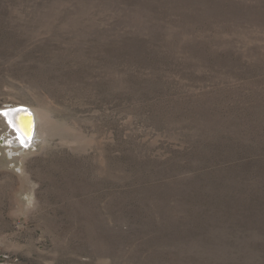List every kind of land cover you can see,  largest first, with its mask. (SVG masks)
Segmentation results:
<instances>
[{
	"label": "rangeland",
	"instance_id": "1",
	"mask_svg": "<svg viewBox=\"0 0 264 264\" xmlns=\"http://www.w3.org/2000/svg\"><path fill=\"white\" fill-rule=\"evenodd\" d=\"M0 264H264V0H0Z\"/></svg>",
	"mask_w": 264,
	"mask_h": 264
},
{
	"label": "bare ground",
	"instance_id": "2",
	"mask_svg": "<svg viewBox=\"0 0 264 264\" xmlns=\"http://www.w3.org/2000/svg\"><path fill=\"white\" fill-rule=\"evenodd\" d=\"M23 104H16V105H11L6 108H11L15 106H21ZM5 108V107H4ZM31 110V109H30ZM32 111V110H31ZM12 120L6 121L8 122L7 124H13L17 128V136L18 140L20 143L23 145H27L29 143V140L31 141L35 139L36 137L39 136V114L37 111H35V116L34 113L32 112V115L30 114H24L23 109H13V111H10ZM7 117H4L6 120ZM9 119V118H8ZM16 131V130H15ZM33 133L31 134V132ZM17 140V142H18ZM25 140V141H24Z\"/></svg>",
	"mask_w": 264,
	"mask_h": 264
},
{
	"label": "water",
	"instance_id": "3",
	"mask_svg": "<svg viewBox=\"0 0 264 264\" xmlns=\"http://www.w3.org/2000/svg\"><path fill=\"white\" fill-rule=\"evenodd\" d=\"M19 108H21V109H23V112H24V114L26 115V114H30V115H32V111L29 109V108H27V107H25L24 105H21V106H15V107H11V108H5V109H3V110H1V113L3 114V116L4 117H7L6 118V121H8L9 122V120H12L11 118H12V116H11V113H10V111H13V109H19ZM11 117V118H10ZM9 118V119H8ZM7 122V123H8ZM9 126L17 133L18 131H17V128L13 125V124H9ZM33 133V131L31 132V134ZM18 134V133H17ZM25 141V140H24Z\"/></svg>",
	"mask_w": 264,
	"mask_h": 264
}]
</instances>
